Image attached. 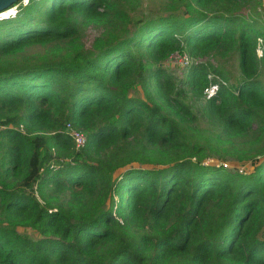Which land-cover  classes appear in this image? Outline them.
<instances>
[{
    "label": "trees",
    "instance_id": "1",
    "mask_svg": "<svg viewBox=\"0 0 264 264\" xmlns=\"http://www.w3.org/2000/svg\"><path fill=\"white\" fill-rule=\"evenodd\" d=\"M167 1L28 0L0 19V264H264V27L238 16L252 0ZM32 45L51 58L9 61ZM183 49L233 54L238 78L198 63L179 87L162 62ZM210 83L199 115L186 94Z\"/></svg>",
    "mask_w": 264,
    "mask_h": 264
},
{
    "label": "rangeland",
    "instance_id": "2",
    "mask_svg": "<svg viewBox=\"0 0 264 264\" xmlns=\"http://www.w3.org/2000/svg\"><path fill=\"white\" fill-rule=\"evenodd\" d=\"M167 3V0H142V6H146V8H151L154 10L157 8L158 10L169 13L171 12V10H169V7L165 9ZM7 13L8 12L6 11L1 16H4ZM238 16L243 17L247 20L257 21L264 27V0H252L249 3L243 4L238 11ZM47 49L48 48L46 45H32L27 47L25 50L16 53L17 55L9 59V61H14L17 63H29L37 61L38 63H40L43 60L51 58V56L47 54ZM180 52L186 53L189 56L188 52L185 49ZM233 57L234 56L231 53L230 55L227 54L225 57L208 55L202 58H193L189 56V62L187 64L181 65L176 61L175 58L171 57L170 53L162 62V66L174 74V76L176 77V83L179 87L188 90L186 85L187 74L189 72L190 67L198 63L204 64L207 67L208 70H206V72L208 74L209 79H225L228 80L229 83H233L239 76L236 60ZM213 67L221 71L223 73L224 78H220V76L215 75L211 70ZM206 99L207 98L203 94L200 98L193 97V95H191L189 91L187 92L185 97L186 102L190 105L192 110L198 113L199 115L201 114V110ZM199 126L201 130L196 133L201 137L205 136L208 125H206L204 120H201ZM214 152L216 155H213L211 157L212 159L206 160L209 164H219V155H221V153L217 150H215ZM234 159L221 160H223L222 162L229 164V167H227V169H235L239 173L240 170H242V172H248L252 169L250 161L239 162L236 160V158ZM20 231L26 230L24 228H20ZM26 232L29 234H33L31 231ZM34 235H36V233H34Z\"/></svg>",
    "mask_w": 264,
    "mask_h": 264
},
{
    "label": "built area",
    "instance_id": "3",
    "mask_svg": "<svg viewBox=\"0 0 264 264\" xmlns=\"http://www.w3.org/2000/svg\"><path fill=\"white\" fill-rule=\"evenodd\" d=\"M28 0H21L19 4H26ZM8 13L4 16L0 15V19L7 18L9 16H13L16 12V10H9ZM5 13V12H3ZM255 54L258 58L264 57V41L262 38H257V43L255 47ZM171 57L175 58L176 61L181 64H187L189 62V56L186 53L175 51L171 53ZM218 84L217 83H210L203 89L204 96L208 99L216 95L218 91ZM63 130L72 138L73 141V148L72 153L74 155H81L83 154L84 147L86 145V136L85 134L74 128L70 123H66L65 128ZM224 168L229 167L228 163L223 162L222 163ZM242 172V170H240Z\"/></svg>",
    "mask_w": 264,
    "mask_h": 264
},
{
    "label": "water",
    "instance_id": "4",
    "mask_svg": "<svg viewBox=\"0 0 264 264\" xmlns=\"http://www.w3.org/2000/svg\"><path fill=\"white\" fill-rule=\"evenodd\" d=\"M19 0H3V3L0 4V15L3 14V12L9 11V10H16V7L21 4H17ZM16 13V12H15Z\"/></svg>",
    "mask_w": 264,
    "mask_h": 264
},
{
    "label": "snow or ice",
    "instance_id": "5",
    "mask_svg": "<svg viewBox=\"0 0 264 264\" xmlns=\"http://www.w3.org/2000/svg\"><path fill=\"white\" fill-rule=\"evenodd\" d=\"M3 3V0H0V4H2Z\"/></svg>",
    "mask_w": 264,
    "mask_h": 264
}]
</instances>
